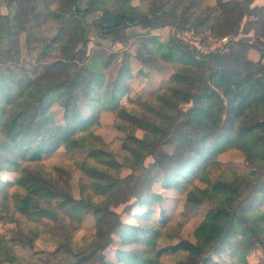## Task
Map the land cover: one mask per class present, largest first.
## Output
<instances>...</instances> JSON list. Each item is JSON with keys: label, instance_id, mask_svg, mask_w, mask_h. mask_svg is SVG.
<instances>
[{"label": "trees", "instance_id": "1", "mask_svg": "<svg viewBox=\"0 0 264 264\" xmlns=\"http://www.w3.org/2000/svg\"><path fill=\"white\" fill-rule=\"evenodd\" d=\"M77 1L39 10L35 0H8L16 10L0 50V219L15 221L17 213L54 223L49 231L55 247L41 264H217L213 257L223 253L231 264H248L246 255L257 244L264 252V64L238 60L225 49L238 44L264 53V7L252 6L254 0H86L82 6ZM98 12L95 30L101 37L117 40L119 32L134 29L129 51L149 70L145 85L133 91L125 55L113 72L118 54L104 52L100 42L89 46L82 19ZM250 15L260 18H247L242 30L255 26L259 44L236 36ZM49 20L57 28L47 35L42 26ZM167 26L193 29L203 38H231L214 52L198 54L184 42L160 37L156 31ZM23 33L26 57L19 45ZM180 77L192 82L190 92L178 88ZM105 111L113 112V126L123 134L118 154L97 132ZM138 129L147 132L146 140L133 139ZM60 148L84 155L64 165L42 162ZM230 149L242 153L247 172L221 169L219 156ZM148 156L162 167L158 179L145 169ZM122 166L143 168L129 174L134 177L126 184L133 207L143 211L132 214L137 224L124 228L118 217L107 216H117L108 204L120 186ZM75 169L86 188L79 198L69 185ZM154 182L184 191L186 210L206 207L193 239L159 245L171 220L163 209L152 219L153 204L163 199L151 189ZM141 184L145 190L135 194ZM96 195L104 199L95 201ZM86 212L100 221L93 246L79 249L73 231ZM114 235L120 243L109 258L105 250ZM23 237L31 246L40 232L19 226L8 241L1 238L6 261L21 264L9 243L26 246ZM167 251L185 255L163 263Z\"/></svg>", "mask_w": 264, "mask_h": 264}, {"label": "rangeland", "instance_id": "2", "mask_svg": "<svg viewBox=\"0 0 264 264\" xmlns=\"http://www.w3.org/2000/svg\"><path fill=\"white\" fill-rule=\"evenodd\" d=\"M36 1H37L36 6L38 8L43 9L42 7L46 6L52 10L58 8L61 2V0H55V1L44 0V3H42L41 0H36ZM85 1L86 0H78L77 2L80 6H82L85 4ZM132 1L134 3L141 2V0H132ZM251 5L264 7V0H254ZM8 12L9 11L6 10L4 16L7 17V21L8 22L10 21L11 23V18H8L9 16ZM97 15H99V12L94 14H88L82 19L83 25L88 30L89 46L91 48H96L97 46L95 42H100L105 47L104 49H102L104 52H114L118 54V56L114 61L115 67L114 65L112 67L113 72L114 70H116L119 60H121L123 55H125L123 58L126 57L128 59L131 66V71L134 75V77L130 80V84L132 86L133 91L136 88L145 85V78L148 77L147 74L149 73V70H147L146 67L145 68L141 67V63L138 60L134 59V57L131 55L132 53H134V51L133 52L129 51L132 49L131 46L135 38V36L132 35L134 29H130L125 33L119 32L118 33L119 38L117 40H110L108 38L101 37L97 34L95 30V25L98 21ZM0 16L3 15L0 14ZM247 18L248 20L250 19L257 21L259 20L260 17H256L253 15L244 17L240 24L241 30L236 36L244 38V40L249 41L250 43L259 44L260 42L263 41V39L257 34L255 30V26H252V29L242 30L243 24ZM39 22H41V20H39ZM42 28H44V32L43 30L41 32L50 35L56 31L57 21L49 20L48 22H45V25H43ZM4 29H5V24L2 23L0 25V50L6 45V38H4L6 34L4 33ZM171 31H172L171 27L167 26L156 32H158V35L160 37L164 38L170 36L172 38ZM21 36L22 37L19 40L20 41L19 45L21 44L20 52L22 57H26V48L24 46L25 34L23 33ZM214 37H218V36H214ZM228 37L231 38V36ZM231 45L232 47L229 48L226 47L225 50L226 51L233 50L234 56L238 60H242L245 57L251 58L253 60L261 59L264 64V53L260 54L257 50L250 48L247 45L244 46H239L238 44H231ZM168 70H170L171 72L174 71L173 68L172 70L171 69ZM177 86L179 89L187 92H190L193 89L192 82L188 78H184V77H180ZM146 93L144 94L146 95ZM113 119H114L113 112L111 111L103 112L101 116V125L97 128V132L102 136L103 140L106 143H108L109 148L114 153L118 154L121 149L120 138L123 137V134L114 128ZM147 138H148L147 132L143 129H138L133 136V139L138 141L146 140ZM164 148L167 149V151H171L172 146L165 145ZM81 155H84V152L69 153L64 151L62 148H60L54 151L53 153L44 155L42 158V162L47 166H52L55 164L64 165L70 157L81 156ZM219 160L221 161L222 170L234 169L239 172L240 171L247 172L249 170L248 164L244 161L242 153L237 149H230L220 154ZM152 162H153L152 158L148 156L144 161L145 169L148 170V174L151 173L155 179H158L162 172V167L160 165L153 166ZM142 171L143 168H139L137 171H133L124 166L120 167L119 170V176L121 178V180L119 181L120 186L118 190L113 192L111 196L110 204H108L109 208L113 210V212L117 213V216H115L114 214H107V216H108V220H115L118 217V219L123 223L122 225H120L121 228H124L125 227L124 224L126 223L137 224L138 221L134 220L132 214L133 213L139 214L140 212L143 211V209L140 207L137 206L133 207L131 202L134 200V198L129 197V191L128 188H126V184L129 181L133 180V177L135 175L140 174ZM71 172L72 173L69 179L70 190L74 197L79 198L82 195L81 191H86V188L84 190L83 186L81 187L82 178L80 171L75 169ZM261 173H263L262 170ZM129 174L131 175L134 174V176L133 177L129 176ZM123 178H125V180H123ZM150 187L152 190L159 192L161 196H163L162 201L153 204V208L155 209V212L152 215V219H159L160 210L163 209L166 215L169 217V220H171L170 225L166 231L169 235L161 239L159 245L161 247L166 246L167 244L176 242L177 239L181 237L193 239V235H192L193 229L196 226V224L199 222L201 217L204 215L206 207L203 206L194 210H186L183 208L182 205L184 199V191H178L171 187H163L159 183H155V182L153 184H150ZM145 188H146L145 185L141 184L140 186L135 188L136 189L135 194H142ZM102 199H104L102 195L94 196L95 201H101ZM14 216L16 219L15 221L7 216L3 218V220L0 219V239L2 238L8 241L12 235L15 236L17 234L19 226L22 227L25 231L27 230L39 231L40 237L35 238L33 240V245L31 244V246H29L28 244L29 239L26 237H23L22 239L24 243H27L26 246H22L21 243H15L14 242L15 240L14 241L11 240L9 244L11 245V248L13 247V252L17 256L21 264L43 263L44 261L43 259H46L47 255L55 247L53 240H51V234L49 231L51 228H54V223L52 221H49L48 219H45L43 221L41 220L40 222L32 221L31 219L27 217H23L17 213H15ZM65 220L67 224H71L72 226H75L76 224V223H72L69 218H66ZM99 221L100 220L91 212H86L82 216L81 221L78 224L79 226L77 225L78 228L73 231V235H74L73 242L77 245L79 249H88L91 246H93L95 239V234L93 230ZM113 239L114 241L105 250L106 256L109 258L114 257L115 248L120 243L117 236L114 235ZM184 255L185 252L182 251L176 253H171L167 251L161 255L160 260L163 263H171L182 258ZM213 258L217 261V264H231L229 263L225 253H223L222 255H217L216 257ZM246 258L248 264H264V252L261 246L257 244L254 247V249H252L246 255ZM0 264H17V263L6 261L4 256L1 255L0 253Z\"/></svg>", "mask_w": 264, "mask_h": 264}, {"label": "built area", "instance_id": "3", "mask_svg": "<svg viewBox=\"0 0 264 264\" xmlns=\"http://www.w3.org/2000/svg\"><path fill=\"white\" fill-rule=\"evenodd\" d=\"M173 39L188 44L198 54H208L221 48L228 40V36L214 37L208 35L203 38L201 34L196 33L193 29H176L171 28ZM205 40V42H204Z\"/></svg>", "mask_w": 264, "mask_h": 264}, {"label": "crops", "instance_id": "4", "mask_svg": "<svg viewBox=\"0 0 264 264\" xmlns=\"http://www.w3.org/2000/svg\"><path fill=\"white\" fill-rule=\"evenodd\" d=\"M36 1V0H35ZM55 1V0H54ZM37 2V1H36ZM41 2L42 3H44V0H41ZM43 9H40L39 8V10H44V7H42ZM6 10H8L9 12V16H8V18H11V23H12V17H13V15H14V13H15V10H16V7L14 6V5H9L8 4V0H0V14L1 15H3V16H0V25L3 23V24H5V29H4V33L6 34V32H7V30H8V28H9V24H11L10 23V21L8 22L7 21V17H5L4 15H5V11ZM52 10V9H51ZM6 23H7V25H6ZM4 38H6V35L4 36Z\"/></svg>", "mask_w": 264, "mask_h": 264}]
</instances>
